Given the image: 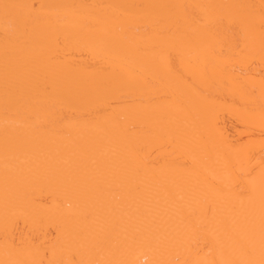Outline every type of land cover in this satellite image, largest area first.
I'll return each mask as SVG.
<instances>
[{"label": "bare ground", "instance_id": "1", "mask_svg": "<svg viewBox=\"0 0 264 264\" xmlns=\"http://www.w3.org/2000/svg\"><path fill=\"white\" fill-rule=\"evenodd\" d=\"M0 264H264V0H0Z\"/></svg>", "mask_w": 264, "mask_h": 264}]
</instances>
